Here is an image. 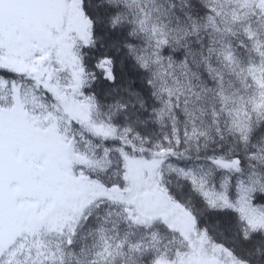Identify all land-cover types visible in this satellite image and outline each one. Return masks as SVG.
<instances>
[{
	"label": "snow or ice",
	"instance_id": "6c2138e0",
	"mask_svg": "<svg viewBox=\"0 0 264 264\" xmlns=\"http://www.w3.org/2000/svg\"><path fill=\"white\" fill-rule=\"evenodd\" d=\"M0 264H264V0H0Z\"/></svg>",
	"mask_w": 264,
	"mask_h": 264
}]
</instances>
